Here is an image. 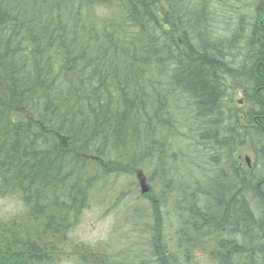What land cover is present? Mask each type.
<instances>
[{
	"label": "trees",
	"instance_id": "1",
	"mask_svg": "<svg viewBox=\"0 0 264 264\" xmlns=\"http://www.w3.org/2000/svg\"><path fill=\"white\" fill-rule=\"evenodd\" d=\"M197 6L0 0V200L18 204V216H0V264L54 260L92 196L108 198L117 179L138 171L150 172L162 191L180 185L174 210L186 231L175 229L177 246L167 254L162 245H171L170 235L158 227L151 238L157 258L130 264H184L199 246L209 250L217 228L227 227L251 240V264H264V245L255 247L264 233V27L255 26L259 71L256 64L237 68L230 41L210 33L215 10L208 2ZM238 88L247 89L253 107L225 117L224 100ZM193 126L218 154L209 162H224L206 186L193 169L166 174L169 159L181 156L185 165L188 151L180 152L179 143ZM247 142L263 168L255 175L233 158L235 147ZM169 175L179 182L165 180ZM215 242L221 247L211 249L213 262L246 263L244 246ZM87 253L81 257L86 264L127 263L101 249Z\"/></svg>",
	"mask_w": 264,
	"mask_h": 264
},
{
	"label": "rangeland",
	"instance_id": "2",
	"mask_svg": "<svg viewBox=\"0 0 264 264\" xmlns=\"http://www.w3.org/2000/svg\"><path fill=\"white\" fill-rule=\"evenodd\" d=\"M191 1L182 0V3L186 8L191 7L193 10L195 8L194 5H198L197 9H199L202 3L206 4L208 2L213 7V10H215V21H212L210 24V33L213 36L220 37V40L230 41L232 46L230 53L234 55L232 60L236 63L234 66H237V68H249L256 64L255 70L258 69L257 71H259V66H262L263 63L257 64L256 62V41H259L261 38L258 35V27L255 26H259V15L264 12V0H194L193 3ZM163 7L167 9L169 7L168 2L164 1ZM229 63H231V60ZM257 75L260 76L259 74ZM246 90L245 88H238L228 93L229 96L224 100L226 104L222 106L225 117H234V109L243 108L241 110L245 113L251 111L253 105L246 100ZM248 94L252 96L253 92L249 90ZM255 110H258L257 107H255ZM239 118H241L240 114ZM241 120V126H246L243 118ZM192 122L189 121L188 124L191 125ZM234 123L235 119H232L231 126ZM197 128L196 126L191 127V131L195 137H192V133L188 129H185L183 135H181L182 139L179 143V150L184 154H186L184 152L186 149L188 151V154L185 155L187 158L185 165H182L184 160H182L181 156L177 159L178 163L169 159V170L166 171V174L172 172L181 175L184 171L193 169L198 174L202 186H206L207 180L209 179L210 181L212 179L216 171L223 167L224 162L222 161L219 167L215 166L216 163L212 161L218 157V154L212 149L213 144L196 133ZM206 128L204 127L201 131ZM259 148L257 145V149ZM227 153L225 151L224 157ZM235 156L239 158L241 166L247 172H249V167L251 166L254 175L262 171L261 162L257 163L256 160V147L254 145L252 147L251 143L247 142L245 145L238 144L233 153V158L236 162ZM211 158L213 159L209 162ZM247 158L250 159L251 166H248L246 163ZM260 164L261 166L258 167ZM149 176L150 172L147 174L138 171L131 179H117L114 182L116 190L110 193L107 196L108 198H105L103 193L92 196V205L88 209L82 210V214H80L75 226L72 227L70 232L66 233L67 239L61 245V254L55 255L54 260L49 261L47 264H86L81 257L88 254L87 248L101 249L117 254L125 259L124 261H127L125 264L133 263V260L136 259L152 261L157 258L155 254L158 252V248L152 247L154 244L151 238L153 237V233L157 234L156 229L158 227L162 233L170 235L171 245L164 244L162 246L167 247V254H171L169 250L175 249L177 246L172 242L171 238V236L176 234L175 229L179 228L181 232L186 231V228L183 226L182 228L180 225V217L178 215L180 212L174 210V204L180 205V202L176 201L181 198V193L179 192L181 188L177 184L180 178L179 176L176 178H173L172 175L167 176L165 180L172 178L177 182L176 185L178 187L176 191H171V189L169 191H162L163 186L155 181L151 182ZM129 183L133 186L132 191L123 192V187H126ZM198 186L200 187V185ZM172 187L174 188L175 186L173 185ZM144 189H148L147 195L144 194ZM206 189H208V186L197 195L202 193L203 190L205 192ZM236 193L238 194L237 191ZM125 205H129L126 211L124 210L126 209ZM17 213L18 204H16L13 198L0 200V216L4 220L18 216ZM256 218L260 219V217ZM132 222L136 224L133 225ZM217 230L218 240H214L213 236H207L208 240L210 239L209 245L206 243L209 246V250L207 247L199 246L198 249L193 251L191 259L186 260L184 264H219V261L216 263V261L213 262L212 260L211 249L213 246L215 247L216 245V248L221 247L219 243L215 242V244L214 241L224 242L222 245L228 242L232 246L236 245V248L244 246L245 249L243 251L245 250V254H242L246 262L244 264L252 263L254 260L253 252L249 251L246 253V247L250 245L251 240L246 242V239L241 234L234 232V227H227L226 230L217 228ZM105 242L110 244L107 246L103 244ZM198 243L202 244L201 242ZM262 245H264V233L262 236L260 235V240H258L255 247L261 248ZM153 249L155 254H151ZM179 254H181V249ZM143 263L136 262L135 264Z\"/></svg>",
	"mask_w": 264,
	"mask_h": 264
},
{
	"label": "bare ground",
	"instance_id": "3",
	"mask_svg": "<svg viewBox=\"0 0 264 264\" xmlns=\"http://www.w3.org/2000/svg\"><path fill=\"white\" fill-rule=\"evenodd\" d=\"M189 1H191V0H189ZM193 1L194 0H192L191 2L193 3ZM215 1V0H214ZM184 2V1H183ZM185 3H187V2H185ZM210 3V2H209ZM181 4V3H180ZM196 4V3H195ZM214 4V3H213ZM186 5V4H185ZM211 5V4H210ZM195 6V5H194ZM190 8V7H189ZM209 8H210V6H209ZM191 9V8H190ZM211 9V8H210ZM246 15V14H245ZM176 16V15H175ZM254 19V18H253ZM48 22V21H47ZM229 22V21H228ZM180 27V26H179ZM246 28V27H245ZM63 32V31H62ZM55 35V34H54ZM60 39V38H59ZM196 41V40H195ZM260 41V40H259ZM46 42V41H45ZM257 46V45H256ZM162 47V46H161ZM244 61V60H243ZM248 64V63H247ZM92 84V83H91ZM234 84V83H233ZM66 128V127H65ZM248 160H249V162H248ZM246 163L248 164V166H251V163H250V159L249 158H247L246 159ZM128 200V199H127ZM124 204V203H123ZM124 207V206H123ZM256 213H258V212H256ZM261 214V213H260ZM216 223V222H215ZM245 236V235H244Z\"/></svg>",
	"mask_w": 264,
	"mask_h": 264
},
{
	"label": "water",
	"instance_id": "4",
	"mask_svg": "<svg viewBox=\"0 0 264 264\" xmlns=\"http://www.w3.org/2000/svg\"><path fill=\"white\" fill-rule=\"evenodd\" d=\"M248 162H249V160H248ZM148 191V189H144V192H147Z\"/></svg>",
	"mask_w": 264,
	"mask_h": 264
}]
</instances>
